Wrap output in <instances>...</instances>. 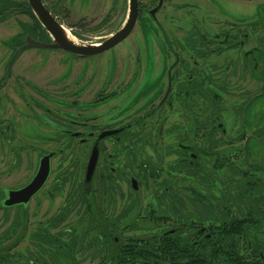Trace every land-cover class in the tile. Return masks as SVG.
<instances>
[{
  "label": "flooded vegetation",
  "instance_id": "obj_1",
  "mask_svg": "<svg viewBox=\"0 0 264 264\" xmlns=\"http://www.w3.org/2000/svg\"><path fill=\"white\" fill-rule=\"evenodd\" d=\"M42 1L81 46L114 37L130 6L111 0L98 29L116 6L123 19L93 42L84 15L67 24L66 0ZM11 20L17 30L4 32ZM0 32V209L13 219L7 232L21 234L44 202L62 200L49 224L79 217L78 226L61 230L73 239L65 257L79 244L97 264H146V236L135 233L161 222V235L176 236L185 254L215 259L245 248L248 264H264V0H138L130 35L92 56L32 46L53 39L27 0H0ZM127 40L133 55L120 48ZM40 50L60 53L47 57L50 72L21 68L25 53ZM113 50L107 76L85 77L77 68L62 75L58 59L79 63ZM150 66L156 71L146 91ZM48 159L49 176L28 205L6 207L9 193L26 188ZM13 175V184L1 180Z\"/></svg>",
  "mask_w": 264,
  "mask_h": 264
},
{
  "label": "rangeland",
  "instance_id": "obj_2",
  "mask_svg": "<svg viewBox=\"0 0 264 264\" xmlns=\"http://www.w3.org/2000/svg\"><path fill=\"white\" fill-rule=\"evenodd\" d=\"M74 1V4L72 3ZM93 0H66L67 9L69 10L67 13H65L67 16H69L67 20V24L69 23H75L78 20H80V16L84 15V18H86L88 21L92 22V26L89 28V35L86 36V39H89L90 41L97 42L100 37H105L107 34L112 32L113 25L120 24L123 19V14L120 11V8L113 9L112 10V17L111 19H108V24L106 22V26L103 28H99V24L105 19L106 13L111 10V0H94V3L92 7H88V4H91ZM120 6V5H119ZM90 13V14H89ZM89 14V15H88ZM86 15V16H85ZM22 18L23 21H28L27 18ZM21 20V19H20ZM113 24V25H112ZM17 30V24L11 20V22L6 23L5 28L2 29L4 32H15ZM1 34V32H0ZM6 34V33H5ZM135 36H133V42H135V39L138 40ZM128 42L130 40H127L125 43L121 45L122 48H129ZM0 44H2V41L0 40ZM142 48L140 47V52L146 56V44L143 43V40L141 41ZM135 51L137 47L139 46L138 42H135ZM119 48V49H120ZM131 47L126 50L131 55L132 52ZM149 52V56L152 58V52ZM33 52L40 53L41 57L29 62L27 60V56L33 55ZM116 50H113L111 52L105 53L103 55H100L99 57L94 58H86L83 60V62H76L78 59H74L73 56L69 55L66 58L58 59L59 64L63 67L62 75L72 74L75 72L76 68L78 72H81L82 76L90 77V76H96L99 73H101L103 76L109 75L111 72H113L115 67V61H116ZM60 53L57 51H51V50H40V51H30L25 53L22 56V60L20 61L21 68L28 67V71L32 74L39 73L40 71L43 72H50L52 61H47V57H57ZM143 55V56H144ZM155 68L153 69L152 66H150L149 69V75H147V79L144 81V85L142 88L145 87V90L147 91L148 88L153 85V75L152 72H155ZM24 73L25 70H22L20 73ZM146 67H143L140 75L146 76ZM44 74V73H39ZM145 74V75H144ZM147 86V87H146ZM35 133V131H34ZM233 148V147H232ZM60 162V158H57L55 160V167L58 166ZM17 177L15 175L11 177H3L2 181H11L13 184L16 181ZM62 200L57 201V203L53 206H48L47 208V201L44 202L43 207L40 211V213L32 212V215L30 216V223H26L24 221V227L21 232V234L17 233L16 237L11 240H6V233L7 229L12 225V212L4 213L0 209V250H4L5 254L7 256H11L10 258V264H73L75 261L77 264H97L98 260L95 259L94 255H91L90 252L82 249L79 244L74 245L75 253L71 256L65 257L64 253L61 252V255L58 257V250H56V246L59 245L60 247H66L71 244H73V239L69 236L65 235L61 230L62 228L65 229L68 225L72 226H78L79 225V217L77 215H72L69 218V221L65 224L64 227H60L59 225H56L55 223L49 224L50 216L54 215L57 212V208L60 207ZM147 202L153 203L151 201V197L147 199ZM30 210L33 211V204L30 207ZM8 218L10 220H8ZM52 222V221H51ZM156 224V225H155ZM153 225H150L146 228V231H137L135 235H138L140 237L146 236V245H154L157 242L161 240V233L163 231L164 225L161 222H156ZM46 232V233H45ZM50 237L54 240V243L52 245H48L46 241H44V236ZM72 239V240H71ZM19 242L16 246L15 243ZM57 242V243H56ZM68 248V247H67ZM81 248V251H80ZM6 249V250H5ZM244 250L239 253L237 249L235 250L236 255L239 256L242 261H244V264L250 263V260L252 259L250 255H245V248ZM92 256V258L90 257ZM189 256V255H188ZM196 257L199 256L201 259L204 260L203 264H230L228 261L224 260L225 256H219L215 259H213L210 255H203L198 254L195 255ZM180 263L178 264H188L187 257L185 259H179ZM183 260V261H182ZM202 260V261H203ZM68 261H71L68 262ZM182 261V262H181ZM199 264V263H198Z\"/></svg>",
  "mask_w": 264,
  "mask_h": 264
},
{
  "label": "water",
  "instance_id": "obj_3",
  "mask_svg": "<svg viewBox=\"0 0 264 264\" xmlns=\"http://www.w3.org/2000/svg\"><path fill=\"white\" fill-rule=\"evenodd\" d=\"M32 7L35 16L39 19L40 23L45 27L53 43L46 45L40 42H33L32 46L40 48H53V49H64L74 54H82L87 56L97 55L101 52L116 46L123 40H125L130 33L133 31L138 17V0H130L128 16L114 37L105 41L102 46H81L77 39L69 37L68 32L63 28L59 22L51 15L50 11L46 8L42 0H27ZM31 44V43H30ZM30 48V47H26ZM97 150H94L91 162L89 165L88 177L96 165ZM50 172V163H43L38 175L35 179L24 189L20 191H13L9 193L8 199L5 203L6 207H13L15 205L24 204L28 205L32 197L38 193L44 186ZM89 181V180H87Z\"/></svg>",
  "mask_w": 264,
  "mask_h": 264
},
{
  "label": "trees",
  "instance_id": "obj_4",
  "mask_svg": "<svg viewBox=\"0 0 264 264\" xmlns=\"http://www.w3.org/2000/svg\"><path fill=\"white\" fill-rule=\"evenodd\" d=\"M12 233L13 232L9 231L6 233V240H11L16 237L17 234L13 235ZM44 241H46L48 245H52L54 243V240L46 235L44 236ZM18 243L19 242H16L14 246ZM184 249L185 248L176 240V236H161L159 243L157 242L153 246L146 245V264H178L180 263L179 259H185L186 257L189 260L188 264L204 263V260L199 256L196 257L190 253L185 254ZM56 250H58L57 256L59 257L61 252H63L64 247L57 245ZM10 258L11 256H7L4 250H0V264H10ZM224 258V260L228 261L230 264H244V261H242L239 256L229 255Z\"/></svg>",
  "mask_w": 264,
  "mask_h": 264
}]
</instances>
